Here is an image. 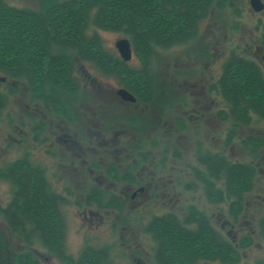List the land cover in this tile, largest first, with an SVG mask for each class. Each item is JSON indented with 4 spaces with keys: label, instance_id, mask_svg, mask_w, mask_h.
<instances>
[{
    "label": "trees",
    "instance_id": "obj_1",
    "mask_svg": "<svg viewBox=\"0 0 264 264\" xmlns=\"http://www.w3.org/2000/svg\"><path fill=\"white\" fill-rule=\"evenodd\" d=\"M241 0H61L46 3L40 10L18 9L0 0V71L10 81L11 93L16 84L26 86L35 93V100L47 109L68 119L73 116L69 103L83 91L72 73L76 59L95 63L103 76L117 77L131 87H142L149 94H160L162 109L175 89L170 83L155 82L152 73V55L157 49L167 50L196 40L200 23L208 17L214 6L225 8L237 15ZM237 13V14H236ZM90 26L94 27L90 34ZM124 34L133 46L141 69L127 67L109 53L97 31ZM261 41L264 45V31ZM200 53L208 57V45ZM187 80L188 73H180ZM137 88L136 92L139 91ZM209 94L219 96L225 108L215 117L230 122L223 147L235 141L249 162L232 161L222 152H196L200 169L191 168V174L210 204H226L229 225L238 223L252 190L257 169L254 162L264 157V134L239 136L238 129L250 126L256 117L264 123V78L259 66L244 55L231 52L222 66L219 79L210 87ZM6 94L0 96V110L6 104ZM170 110L173 106L168 105ZM168 107V108H169ZM178 123L179 118H174ZM254 120V119H253ZM142 123V122H141ZM135 129L147 127L137 124ZM34 208L36 220L44 221L46 204L40 198L38 175H33ZM186 189L196 190L197 185L186 184ZM91 201V198H89ZM49 205L53 206L52 200ZM182 219L165 214L151 221L144 230L154 243L155 264H235L240 249L252 245L249 234L240 235L236 241L223 239L207 217L196 207H189ZM51 242L49 251L58 255L65 264H109L105 251L85 249L72 261L65 253L63 225L57 211H49ZM264 240V219L259 233ZM28 254L21 255L16 264H32ZM256 264H264L259 261Z\"/></svg>",
    "mask_w": 264,
    "mask_h": 264
},
{
    "label": "flooded vegetation",
    "instance_id": "obj_2",
    "mask_svg": "<svg viewBox=\"0 0 264 264\" xmlns=\"http://www.w3.org/2000/svg\"><path fill=\"white\" fill-rule=\"evenodd\" d=\"M117 54L113 55L130 68L131 60L124 62ZM87 63L96 65L76 59L72 69L81 90L87 86V80L91 87L96 80L85 72ZM0 81L7 82V78ZM185 82L170 84L175 91L165 103L166 108L174 106L173 112L179 114L176 118L180 116L179 123L170 116L169 121L162 117L160 94H149L142 87H131L125 82H120L119 88L110 93L92 89L86 99L80 93L69 103L73 116L68 119L36 101L33 90L26 87L24 110L30 125L19 135L20 155L0 168V181L9 188L5 199H0V264H16L24 254L34 261L32 264H46L51 258L60 260L49 251L51 207L57 211L65 235V218L60 209L62 197L50 185V169L55 161L59 164V180L74 177L71 179L83 183L81 215L90 224L96 222L97 226H103V231L113 234L119 226L121 238L126 236L129 240L133 236L131 213L143 215L144 230L151 221L165 214L175 215L180 208L178 144L183 139L185 148L189 147V132L187 136L179 132L190 126L194 130L203 126L211 110L208 88ZM194 87L198 91L192 90ZM120 89L131 94L134 101L118 95ZM154 116L157 117L153 119ZM36 120L39 124L34 123ZM137 124L147 128L139 131L134 128ZM160 128H163L162 134L158 133ZM34 149H42L39 154L42 158L38 159L44 164L36 160ZM35 174L41 183L38 200L41 198L46 203L42 206L44 221L36 220L33 215ZM51 200L53 206L49 205ZM61 240L64 244V236ZM130 255L135 257V252Z\"/></svg>",
    "mask_w": 264,
    "mask_h": 264
},
{
    "label": "rangeland",
    "instance_id": "obj_3",
    "mask_svg": "<svg viewBox=\"0 0 264 264\" xmlns=\"http://www.w3.org/2000/svg\"><path fill=\"white\" fill-rule=\"evenodd\" d=\"M8 5L18 9H30L33 11L40 10L46 3L55 0H3ZM61 1V0H56ZM264 3V0H262ZM242 5L238 8L237 15H233L229 9L218 10L212 7L209 15L201 23L197 31L196 40L186 45H177L167 50L157 49L152 55V73L155 82L176 84L187 83L188 85L203 84L205 87L213 85L220 77L222 66L227 60L229 54L244 55L246 58L255 62L264 78V45L261 41L264 31V10L260 13H253L249 6V0H241ZM93 26H90L89 33H92ZM104 48L112 53L117 54L114 47L120 39H128L127 36L120 33L109 31H97ZM130 41V40H129ZM203 44L208 45V57L200 53ZM132 59L129 66L133 69H141L140 61L135 57L133 46ZM118 55V54H117ZM86 71L94 80L93 87L87 80V86H83V91H98V93H110L116 91L120 80L111 75L103 76L101 71L95 65L87 63ZM188 73L187 80L180 76L181 73ZM88 74V75H89ZM6 76L0 71V79ZM10 81H0V92L6 94V104L4 105L0 117V168L6 162H9L20 155L21 147L18 144L19 135L26 132L30 122L25 118L24 107L27 106L26 86L14 87L11 93L8 91ZM85 80L82 81V85ZM172 85V86H173ZM196 87H199L196 86ZM194 87L192 90L198 91ZM28 96V95H27ZM88 100V99H87ZM210 118L199 128L193 129L192 126L186 131H180L179 135H188L189 147L185 148V143L180 140L178 144V190H179V209L175 212L176 216L181 219L188 214L190 206L196 207L202 212L209 221L211 227L220 233L223 239L236 241L240 235L249 234L253 239L249 248L240 249L239 261L235 264H256L264 261V240L258 237L260 221L264 219V157L255 161L257 175L254 178L252 190L246 197V205L242 215L238 218V223L229 225L228 211L226 204H210L200 189L199 183L191 174V168L200 169L196 162V152L200 149L203 152H222L232 161L249 162L243 154L240 145L235 141L228 148L223 147V141L227 131L230 128V122L221 121L215 117V113L226 107L219 96L210 94ZM171 107L164 109L162 117L169 121V116L174 119L178 113L173 112ZM31 110V109H30ZM157 113V112H156ZM154 113V115H157ZM154 116L153 119H155ZM37 119V118H35ZM157 119V118H156ZM254 119V120H253ZM250 126L238 129L239 136L244 138L247 135H255L256 131L264 134V123L259 119L253 118ZM55 120H57L55 118ZM157 121V120H156ZM155 121V122H156ZM39 124L38 120L34 122ZM159 131V130H158ZM160 128L158 133H163ZM157 133V134H158ZM156 134V135H157ZM153 135V134H152ZM154 137H152L153 139ZM187 145V146H188ZM38 147V146H37ZM36 160L42 158V149H34ZM39 152V153H38ZM41 152V153H40ZM264 153V151H262ZM39 160V159H38ZM41 163L44 164V161ZM58 161L53 162L50 169V185L61 195V211L64 214L65 235L64 247L67 256L72 261H76L85 249L94 251H105L109 264H155L153 247L154 243L148 235L144 233L142 226L143 215L138 212L131 213L130 232L133 236L129 240L127 237L121 238L119 226L111 234L103 231V226H97L96 222L89 223V220L83 219L79 204L84 194L82 190L83 183L74 181L71 178H62L59 180L60 170ZM197 185L196 190L186 189V184ZM66 190V191H65ZM9 188L0 181V199H5ZM77 207V208H76ZM184 209V210H182ZM164 214V213H163ZM135 252V257L131 253ZM140 252V255L136 254ZM136 258V259H135ZM46 264H65L64 262L51 258Z\"/></svg>",
    "mask_w": 264,
    "mask_h": 264
},
{
    "label": "water",
    "instance_id": "obj_4",
    "mask_svg": "<svg viewBox=\"0 0 264 264\" xmlns=\"http://www.w3.org/2000/svg\"><path fill=\"white\" fill-rule=\"evenodd\" d=\"M249 6L253 13H260L264 10V3L262 0H249ZM115 48L120 56V59L124 62H129L132 57L131 44L127 39H120L115 43ZM118 95H120L124 100L134 101V98L124 89L118 90Z\"/></svg>",
    "mask_w": 264,
    "mask_h": 264
}]
</instances>
